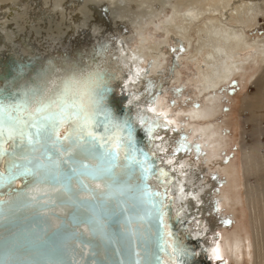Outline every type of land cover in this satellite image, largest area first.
Instances as JSON below:
<instances>
[{
	"label": "water",
	"instance_id": "obj_1",
	"mask_svg": "<svg viewBox=\"0 0 264 264\" xmlns=\"http://www.w3.org/2000/svg\"><path fill=\"white\" fill-rule=\"evenodd\" d=\"M23 45L26 51L18 57L4 50L0 54V105H25L45 94L55 98L65 86L69 99L103 91L102 106L131 125L135 151L107 145L118 157L114 166L106 164L107 171L97 173L103 141L93 147L90 137H85L88 143L72 138L53 147L42 137L29 141L35 129L25 128V138L17 135L14 141L5 134L0 145V264H216L208 239L190 230L187 209L194 208V200L176 199L175 173L154 145L156 123L130 100L124 86L128 66L115 44L90 38L66 50ZM25 110L12 115L30 119ZM7 118L0 110V120ZM103 123L98 116L92 125L97 137L112 135ZM68 128L65 124L61 135ZM81 161L92 174L74 171Z\"/></svg>",
	"mask_w": 264,
	"mask_h": 264
},
{
	"label": "rangeland",
	"instance_id": "obj_2",
	"mask_svg": "<svg viewBox=\"0 0 264 264\" xmlns=\"http://www.w3.org/2000/svg\"><path fill=\"white\" fill-rule=\"evenodd\" d=\"M195 2L201 14L192 22L185 17L188 9L196 5L194 0H123L121 16L112 14L107 0H17L13 4L19 8L14 12L16 20H21L19 25L36 21L41 28L40 24L47 22V30H58L70 27L81 17L95 27L111 25L131 40L132 50L141 52L144 64L151 68L149 80L160 91L155 112L169 122L164 126L167 155L173 159L181 157L189 178L197 179L200 184L196 186L201 189L200 201L205 206L206 220L219 237L217 255L221 260L216 264H255L257 248L264 260V162L260 158L264 145L256 148L257 170L246 172L244 152L248 150L246 146L257 142L258 136L264 142V132L258 134L257 131L259 124L264 128V114L254 117L245 106L244 97L258 96L255 83L264 70V60L259 62L256 56L248 58L239 63L230 79L207 91V83L200 74L201 69L205 71L207 48L201 53L195 49L199 38L196 31L210 17L207 2ZM234 2L239 3L233 0L232 4ZM247 9L248 4L239 9L238 16L233 11L232 15L228 12L218 17L226 28L243 32L251 40L264 39V14H255L257 20L244 21ZM172 16L177 20L175 29H167ZM212 93H216L218 99L211 103L212 113L204 122L205 125L212 123L216 134L195 135L194 128L199 123L187 112L193 107L208 105L207 98ZM231 189L238 192V198L229 192ZM226 194L231 198L226 199ZM235 233L242 234L247 238L246 243L251 244L245 254H239L240 259H236L228 247Z\"/></svg>",
	"mask_w": 264,
	"mask_h": 264
},
{
	"label": "bare ground",
	"instance_id": "obj_3",
	"mask_svg": "<svg viewBox=\"0 0 264 264\" xmlns=\"http://www.w3.org/2000/svg\"><path fill=\"white\" fill-rule=\"evenodd\" d=\"M23 1V0H22ZM110 3L112 14L115 13L117 16H121V10L123 0H120L119 5L118 0H107ZM233 0H200L201 4L207 2L206 11L209 12L207 21H204L203 25L200 26L196 33L198 34V47L195 49L197 53H201L204 47L207 48L206 54L204 56L206 65L205 71H202L201 77H204L205 88L207 91L225 82L232 73L234 69L238 67L239 63L247 60L248 58H253L256 56V60L261 62L264 60V39H249L243 32H237L226 28V24L222 23L218 15H226V13L233 14L236 12L237 16L240 15L239 9L248 4V9L245 11L247 19L244 21L257 20L255 14H264V0H238L239 3L232 4ZM17 0H0V54L2 50L5 53H10L15 56H19L20 52L26 51V44H33V47L38 51H48L53 49L66 50L72 47L79 40H90L93 39H105L109 38L115 45L118 53L119 59L128 66V77L124 80V86L130 91V100L139 103L143 109L148 112V118L150 122L156 123L154 135L155 141L154 145L159 151L165 164L173 169L175 173L174 177V187L176 192V199L179 201H186L188 197H192L194 200V208H188V215H191L189 227L193 235L199 236L201 238L208 239L209 254L215 259H219L217 255L218 247V233L215 234V229L209 226V221L205 217V206L201 205L202 196L201 189H199V183L197 179L189 178L187 169L182 166V158L173 159L167 155L166 141L167 138L164 132V126L169 123L160 118V116L155 112V104L160 96V91L157 90V85L153 84V81L149 80L151 68L146 67V62L141 52H136L132 50L131 40L127 37L122 36V32L114 30L111 25H106L107 27H95L92 26L89 20L84 18H77L75 23L70 27H64L61 29L47 30V22L41 23V28H38L39 24L36 21H29L19 25L20 19L16 20L15 10H19L13 3ZM199 3V0H197ZM194 4H196L194 0ZM233 7H230L232 6ZM198 5H193L192 8L188 9V14L185 19L191 22L194 19H199L201 11L197 10ZM36 19V18H35ZM126 19V18H125ZM201 20V19H200ZM167 29H175L174 23L177 22L175 16H172ZM217 22V23H216ZM254 22V21H253ZM253 24V23H252ZM179 31V27H177ZM20 38V39H19ZM157 57L159 54L157 53ZM152 65V62H149ZM201 68V67H200ZM230 79V78H229ZM258 87V96L244 97L245 106L253 112V116L260 118L264 114V70L262 74L258 77L255 83ZM203 93V91H201ZM257 98V99H256ZM218 99L216 93H212L207 104L202 107H193L187 112L189 117L193 119L196 124L194 128L195 135L200 132L205 134L207 137L216 134V129L212 123L205 125L204 120L209 117L212 113V102ZM251 107V108H250ZM198 120V121H197ZM259 123V121H257ZM153 126V127H154ZM258 134L264 132V128L261 124L257 127ZM170 137V135H167ZM213 143L216 140H211ZM210 141V142H211ZM215 145V144H212ZM264 142L257 139L255 144L246 146L248 150L244 152V165L246 172L257 170L259 167L257 164L258 153L257 149L262 147ZM262 161L264 162V154L260 155ZM260 160V159H259ZM177 174V177H176ZM20 183V182H19ZM198 187H197V186ZM234 189L237 184H233ZM230 190L229 192L234 193L233 197L238 198V192L236 190ZM231 198L226 194V199ZM235 198V199H236ZM226 201V200H225ZM253 228L256 231V223L252 219ZM257 233L255 232V237ZM257 237L255 238L256 241ZM247 242L245 238L240 233H235L233 238L229 241V250L236 259H240L239 254H245V249L250 248V243ZM257 246V241L255 247ZM249 254L248 251L246 252ZM243 258V257H242ZM255 264H264L263 256L260 249H256Z\"/></svg>",
	"mask_w": 264,
	"mask_h": 264
},
{
	"label": "snow or ice",
	"instance_id": "obj_4",
	"mask_svg": "<svg viewBox=\"0 0 264 264\" xmlns=\"http://www.w3.org/2000/svg\"><path fill=\"white\" fill-rule=\"evenodd\" d=\"M99 87L100 85L97 83L96 88L98 89ZM69 92L70 89L65 86L64 90L57 94L55 98H49L45 94L44 96H35L33 101H28L25 105H0V110H3L8 117L7 120H0V145L4 142L5 134L13 141L17 135L24 139L25 128L35 129L34 133L28 135L27 139L29 141L34 140L36 137H42L47 139L53 147L72 138H75L77 143L80 141L88 143L85 137H90L92 138L93 147L96 141L100 140L103 141L101 147L105 148V151L96 157L97 165L95 171L97 173L107 171L104 167L106 164L114 166L118 157L119 152H111L107 145H111L112 148L117 150L124 147L126 150L135 151L131 145V125L128 121L118 120L107 107L102 106L104 100L103 91L93 89L78 98L73 95L71 99H69ZM17 109H26L24 115L30 117V119L12 115ZM98 116L103 117L105 133H112V135L97 137V134L91 130ZM141 121H143V117H141ZM65 124H68L69 128L61 135V129ZM125 130H127V136L122 135ZM149 133H151V128H149ZM36 142L38 143L39 141L37 140ZM0 151H3L2 146H0ZM144 163L146 164L147 161H144ZM74 171H78L80 176L92 174L89 165L82 161L79 162V168L74 169ZM144 171L146 172L148 169L145 168ZM161 172L163 174V170ZM9 178L15 179L14 176ZM98 178L100 177L93 176V179ZM96 187H101V185L97 184ZM163 207L164 205L161 204V215H163Z\"/></svg>",
	"mask_w": 264,
	"mask_h": 264
},
{
	"label": "flooded vegetation",
	"instance_id": "obj_5",
	"mask_svg": "<svg viewBox=\"0 0 264 264\" xmlns=\"http://www.w3.org/2000/svg\"><path fill=\"white\" fill-rule=\"evenodd\" d=\"M218 260H221V258H219Z\"/></svg>",
	"mask_w": 264,
	"mask_h": 264
}]
</instances>
